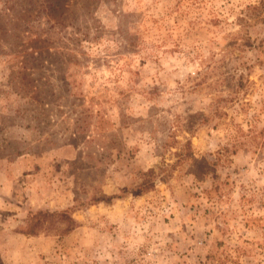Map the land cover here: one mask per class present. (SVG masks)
I'll return each mask as SVG.
<instances>
[{"label": "rangeland", "instance_id": "obj_1", "mask_svg": "<svg viewBox=\"0 0 264 264\" xmlns=\"http://www.w3.org/2000/svg\"><path fill=\"white\" fill-rule=\"evenodd\" d=\"M0 264H264V0H0Z\"/></svg>", "mask_w": 264, "mask_h": 264}, {"label": "trees", "instance_id": "obj_2", "mask_svg": "<svg viewBox=\"0 0 264 264\" xmlns=\"http://www.w3.org/2000/svg\"><path fill=\"white\" fill-rule=\"evenodd\" d=\"M67 217H68V220L70 221L69 228H73L74 222H73L72 218L70 217V215H68Z\"/></svg>", "mask_w": 264, "mask_h": 264}]
</instances>
